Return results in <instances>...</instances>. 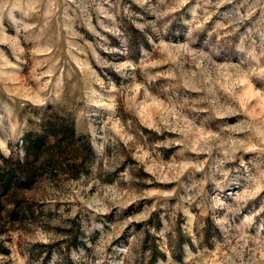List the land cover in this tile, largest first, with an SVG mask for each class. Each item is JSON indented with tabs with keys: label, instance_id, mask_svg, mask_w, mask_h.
<instances>
[{
	"label": "rangeland",
	"instance_id": "1",
	"mask_svg": "<svg viewBox=\"0 0 264 264\" xmlns=\"http://www.w3.org/2000/svg\"><path fill=\"white\" fill-rule=\"evenodd\" d=\"M27 135L0 264H264V0H0L3 172Z\"/></svg>",
	"mask_w": 264,
	"mask_h": 264
},
{
	"label": "trees",
	"instance_id": "2",
	"mask_svg": "<svg viewBox=\"0 0 264 264\" xmlns=\"http://www.w3.org/2000/svg\"><path fill=\"white\" fill-rule=\"evenodd\" d=\"M53 131L54 137L58 136L59 131L63 132L66 136L67 143H71L74 140L72 126L64 124L63 127H60V129H54ZM25 138L26 144L23 148L25 152L23 159L20 162L16 161L13 166H11L8 162L9 158L5 159L4 162H6L7 165L6 171L3 172L0 168V210L7 205V202L5 201L6 199L9 200V198L16 195L20 188L23 185H28L30 180L35 176L36 168L33 167V163L34 161L40 159L42 151L44 152L45 150H50L51 146L52 148L56 147V144L58 143L56 142V144H49V146H45L43 144V136L40 139H33L27 135ZM31 155H33L32 159L30 158ZM49 158V160H52L53 157L50 155ZM21 172L24 174H20ZM4 196H6V198H4ZM7 211L10 213L14 212L12 208L7 209Z\"/></svg>",
	"mask_w": 264,
	"mask_h": 264
}]
</instances>
